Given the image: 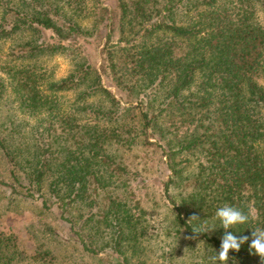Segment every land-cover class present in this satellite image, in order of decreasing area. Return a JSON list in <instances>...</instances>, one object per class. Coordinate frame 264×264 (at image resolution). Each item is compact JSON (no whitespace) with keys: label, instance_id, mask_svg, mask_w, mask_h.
Instances as JSON below:
<instances>
[{"label":"trees","instance_id":"obj_1","mask_svg":"<svg viewBox=\"0 0 264 264\" xmlns=\"http://www.w3.org/2000/svg\"><path fill=\"white\" fill-rule=\"evenodd\" d=\"M11 1L21 11L7 7L14 8L16 17L9 30L0 29L2 35L26 30L34 35L17 46L16 58L61 52L64 40L93 35L57 4ZM128 1L120 0L123 14L126 7L146 17L158 6L162 10L159 19L143 27L140 38L124 41L122 55L129 63H120L118 49H104L97 67L95 51L59 80L26 67L16 66L11 72L12 67L4 66L19 106L31 114L56 118L58 123L44 125L36 142H28L26 148L11 149L14 136L0 135V151L9 163L11 179L9 183L0 180V186L12 193L17 192V185L23 186L24 197L39 196L47 211L56 204L60 218L71 227H75L72 210L85 202L101 213V220L111 230L112 264H148L133 263L123 256L124 241L142 234V227L139 205L131 204V197L124 194L132 175L119 148L130 149L140 137L142 144L157 146L163 155L168 170L163 191L172 204L173 235L201 242L199 259L207 264L219 251L225 232L215 212L228 204L251 215L247 223L227 230L237 237H249L239 251H229L227 264H264L249 249L251 231L264 228V26L255 15L257 5L264 17V0H162L159 5L157 0ZM180 9L186 14L193 11L194 17L177 22ZM100 22L93 20L91 31H97ZM45 30L58 39L38 42ZM135 74L140 77L135 84H144L142 91L150 89L145 98L134 92L135 84L120 90L124 77ZM26 80L33 82L32 90L23 88ZM103 81L111 82L122 94L115 96L108 88L111 85ZM72 90L77 92L76 101L96 98L106 105L101 103L96 110L84 106L93 116L76 117L74 111L64 110L58 95ZM199 148L207 161L195 166L188 181L190 191L175 201L170 188L189 178L180 156ZM51 198L56 201H49ZM193 215L199 221L190 220ZM94 216L89 214L80 227L96 226ZM194 225L215 228L195 234ZM80 237L82 248L93 253ZM17 247L15 235L0 231V264L15 260L21 253ZM39 252V257H48V252Z\"/></svg>","mask_w":264,"mask_h":264},{"label":"rangeland","instance_id":"obj_2","mask_svg":"<svg viewBox=\"0 0 264 264\" xmlns=\"http://www.w3.org/2000/svg\"><path fill=\"white\" fill-rule=\"evenodd\" d=\"M43 1L57 4L58 9L64 7L68 13L67 17L73 16V20L80 23L84 31L89 30L85 32H93V35L77 37L75 40L73 38L64 40L63 43L66 46L61 52H43L33 57L19 59L15 57L19 51L17 46L31 40L34 35L26 30L3 36L0 30V135L14 136V142L11 141V149L15 147L18 149V145L19 147H28V142H36V138L42 133L44 125L49 122H58L55 121L56 118L47 119L50 116L41 113L31 114L19 106L18 99L12 91L11 83L13 84V81L7 71L8 68L4 67L5 65L12 67L11 72L15 70L16 66L26 67L36 72H45L49 79L59 80L68 75L77 61H81L83 57L86 58L89 55L93 56L95 51L99 55L97 67L100 66L105 56L104 49H118L120 63H129L122 55L124 52L121 46L125 45L124 41L131 40L134 37L140 38L144 32L143 27L155 22L162 14L160 12L162 11L161 6H158V9H153L154 11L147 17L137 12L135 14V11L129 7H126L123 14L120 0ZM43 1L39 0L38 2ZM157 1V5H159L162 0ZM225 1L227 0H220L221 3ZM127 2L129 1L127 0ZM10 6L16 7L19 12L21 11L20 6L17 7L11 0H5L3 4H0V29L9 30L14 17H16L13 12L14 8L11 7L12 10L7 8ZM255 6V15L264 26V17L258 6ZM186 17L193 18V11L186 14V12H181L180 9L176 21H183ZM95 19L101 21L100 26L97 31H91ZM110 31L111 34H109ZM42 33V35H39L40 38H37L38 42L42 40L51 42L58 39V36L50 30H45ZM119 39H122V42L118 45ZM139 79L140 77L136 74L132 77L125 76L124 84L120 86V90H127V87L139 83L137 81ZM103 83L111 85V82L103 81ZM23 84L26 85L23 88L31 90V87L34 86L30 80H26ZM143 85L142 83L141 85L135 84L136 89L134 92H137L140 98L150 95L149 88L142 91ZM108 88L115 96L122 94L113 84ZM58 95L64 110L74 111L72 113H75L76 117L79 115L87 118L93 116L90 110H85L84 106L96 110V107L101 103L106 105L105 100L96 98L85 103L82 99L76 101L77 92L75 90L62 91ZM129 97L131 98V96ZM139 138L135 140L130 149H125V146L119 148L124 153L123 157L126 159L127 171H130L132 175L130 182L128 181L129 191L124 194L127 198L131 197L129 199L131 204L137 203L139 205L141 210L137 212L142 227V234L135 239L131 238L128 242L124 241L123 256L133 263L145 261L148 264H199L201 242H189L187 239L184 240L173 235L172 204L163 191V183L167 179L168 170L165 169L162 163L164 158L161 150L155 145L142 144V140ZM154 140V138H150L149 141L153 142ZM180 158H183L187 164L184 175L189 178L187 181L182 179L173 189L170 188V197L175 201H178L190 191L188 181L195 171V166L200 161L203 163L207 161L204 150L200 148L185 152L181 154ZM9 167L7 159L0 151L1 181L7 183L11 181ZM16 189L17 192L12 193L7 186H0V231L15 235L18 251L21 252L9 264L114 263L115 258L111 255L112 233L109 228H106L104 221L101 220L102 215L98 210L85 205V202L76 205L75 209L72 210L75 227H71L60 218L59 210L56 211L54 208L56 204L53 205V203L51 209L47 211L43 208L39 196L24 197L26 194L25 188L17 185ZM107 190L111 191L112 189L108 187ZM50 200L56 201L54 198ZM103 202L102 199L99 201L100 204ZM91 213L98 219V223L95 224L96 226H91L92 223H89L81 228L79 223L86 220ZM88 234L91 235L90 238L87 237ZM80 235L83 237L84 242L94 249L93 253L82 248ZM39 251L48 252V257L46 259L39 257Z\"/></svg>","mask_w":264,"mask_h":264},{"label":"clouds","instance_id":"obj_3","mask_svg":"<svg viewBox=\"0 0 264 264\" xmlns=\"http://www.w3.org/2000/svg\"><path fill=\"white\" fill-rule=\"evenodd\" d=\"M251 213H245L243 210L234 206L225 204L219 207L215 212V217L220 221V227L225 232L221 237L220 249L212 257L208 258L207 264H227L229 260V251H239L242 244L249 240L248 236L237 237L228 229L233 228L235 225L247 223L250 219ZM190 220L199 221L198 217L193 215ZM215 226L208 228L207 225H194L192 231L195 234L208 232ZM249 249L252 254L258 255L261 261H264V228H256L251 231V242ZM200 264H205L203 260Z\"/></svg>","mask_w":264,"mask_h":264}]
</instances>
